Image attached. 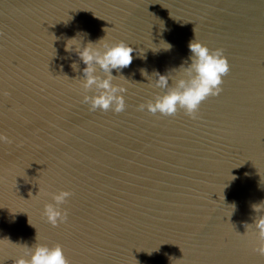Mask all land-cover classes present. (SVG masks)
I'll list each match as a JSON object with an SVG mask.
<instances>
[{
    "label": "water",
    "instance_id": "obj_1",
    "mask_svg": "<svg viewBox=\"0 0 264 264\" xmlns=\"http://www.w3.org/2000/svg\"><path fill=\"white\" fill-rule=\"evenodd\" d=\"M80 30L136 50L114 81L123 111L83 102L85 65L65 50ZM194 37L223 50L222 91L196 119L152 113L155 72L174 85ZM0 134L2 264L35 242L69 264H264L247 224L264 200V0H0Z\"/></svg>",
    "mask_w": 264,
    "mask_h": 264
},
{
    "label": "clouds",
    "instance_id": "obj_2",
    "mask_svg": "<svg viewBox=\"0 0 264 264\" xmlns=\"http://www.w3.org/2000/svg\"><path fill=\"white\" fill-rule=\"evenodd\" d=\"M82 32L83 30H80L76 35L66 38L65 50L75 52L85 65L80 69L82 72L81 83L85 92L91 90L92 94L84 95L83 102L90 104V110L100 108L105 111L109 109L114 112L123 111L126 106L123 95L126 88L124 84L114 81L118 77L128 80L121 70L131 64L133 53L136 50L124 40L108 41L105 39L106 35L97 41L89 40L87 43H82ZM161 41L164 46L158 49L170 50L172 48L170 42ZM188 48L190 55L177 68L180 70V75L174 85L169 83L168 72L166 74L155 72L158 74L155 78L156 86L165 90L148 102L147 109L152 113L174 115L179 109H183L189 117L196 119L201 102L222 91V78L229 71V63L223 55V50L210 49L195 37L189 41ZM72 69L74 71L79 69L76 61H72ZM113 69H116L117 75L113 74ZM141 74L148 76L144 69H141ZM144 107L145 105H140L141 109ZM6 139L7 137L0 134V141ZM71 194L67 190L52 193V200L55 203H46L43 212L49 223L55 226L58 222H64L67 219V209H62L60 205L65 203ZM231 205L233 213L236 205L234 202ZM251 207L256 215L253 222L247 224L254 225L258 230L261 240L258 250L264 254V200L253 203ZM24 246L26 248L25 255L14 258L13 264H69L63 247L59 243L49 246L46 243L35 242L31 246L27 244Z\"/></svg>",
    "mask_w": 264,
    "mask_h": 264
}]
</instances>
